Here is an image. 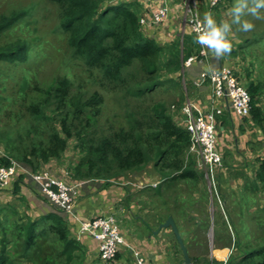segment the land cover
I'll use <instances>...</instances> for the list:
<instances>
[{
  "label": "rangeland",
  "instance_id": "1",
  "mask_svg": "<svg viewBox=\"0 0 264 264\" xmlns=\"http://www.w3.org/2000/svg\"><path fill=\"white\" fill-rule=\"evenodd\" d=\"M131 1L142 3V0ZM200 1L199 12L201 9L205 12L208 1ZM232 4L233 1L230 3L229 0H221L213 8L212 12L218 21L231 20L228 9ZM21 12L24 14L0 33V47L17 41H22L27 46L26 56L22 60L11 62L0 60V154L13 156L12 158L17 160V153L29 151L35 143L48 142L54 126L55 115L52 107L46 108L45 114L48 118L33 115L30 107L43 100V92L56 79L62 77L71 80L73 92H84L87 95L98 92L103 96L104 102L98 119L99 131L116 128L124 123L127 112L138 113V110L143 111L146 107L150 110L160 101L167 106L168 112L175 120L179 122L183 120L182 105L187 99L191 100L192 90L187 81V84L183 85L187 75L185 70L181 83L182 92L175 87L165 85L164 88L157 87L148 101L141 102L134 96L126 94L113 82L104 79L98 70L89 69L82 60L75 57L68 45V35L59 27V10L54 2L0 0V16H11ZM261 12L264 13V9H261ZM243 18L251 20L255 27L248 32H242L233 25L230 39L236 55L226 57L225 54L223 59L225 58L226 64L236 69L245 87L250 81L261 87L259 101L264 110V18L257 19L251 14ZM144 35L156 38L149 34ZM178 36H181V33L177 34ZM182 100V104L176 105ZM240 122L238 130L243 138L247 139L245 147L252 154L236 156L235 154H240L242 150L239 151L238 143L231 139L229 142L231 147L222 158V166L218 168L219 177L217 175L214 183L207 176V170L199 157L189 151L187 156H191L195 161L197 176L177 179L170 185L165 182L160 186L159 183L160 187L154 189L155 194L153 193L152 198L147 192L152 189L145 187L162 178L153 162L114 180L119 183L115 184L117 186L125 185L133 188L131 203L144 201L148 196L151 198V201L141 203L148 212L143 208L137 211L134 206L129 217L136 218L137 214H141L156 232L158 220L164 218L166 214H171L177 219V227L191 261H194L193 264H201L204 260L217 261L211 264H227L231 257L238 256L242 251L264 244V190L255 179L257 158L264 156V133L248 118L240 119ZM247 131L250 133L246 134ZM223 136L222 134L218 138L219 146L223 145ZM75 143L74 139H69L68 148L58 160L66 166V169L68 168V171L81 156L79 149L75 148ZM43 169L48 168L45 166ZM89 183L96 184L102 181L91 180ZM139 190L143 193H138ZM122 210L127 215L130 212L129 207ZM131 217L130 223L124 220L119 226L126 232L133 229L134 235L138 232L142 234L147 232L146 236L149 237L155 235V231L149 230L148 223L139 220L138 225L135 226ZM5 227L0 222V236L5 231ZM50 235L39 239L37 243L42 245V254L44 251L53 253L54 264H101L99 256L87 255V250L78 241L76 242L81 248L75 251L70 263L67 262V255L57 257L63 246ZM155 236L156 248L162 258L160 264H187L171 228L161 229ZM227 244L229 246L224 247ZM1 246L0 241V251ZM7 250L11 259L9 264H33L30 257H23L22 239L16 244H8ZM30 255H33V251ZM119 258L120 256L107 263H116Z\"/></svg>",
  "mask_w": 264,
  "mask_h": 264
},
{
  "label": "trees",
  "instance_id": "2",
  "mask_svg": "<svg viewBox=\"0 0 264 264\" xmlns=\"http://www.w3.org/2000/svg\"><path fill=\"white\" fill-rule=\"evenodd\" d=\"M51 1L58 6L59 27L68 35L69 47L89 69L98 70L104 79L141 102L148 101L157 87L164 88L165 85L182 92L184 61L200 50L199 44L193 41V33L163 44L144 35L140 25L142 6L137 1ZM232 1L229 0L230 3ZM23 14L0 16V33ZM26 49L22 41L0 47V60H22ZM235 55L232 49L226 57ZM234 71L239 78L236 69ZM246 88L251 95V115L246 118L264 133V110L259 101L261 87L250 81ZM43 94V100L32 104L30 110L33 115L48 118L46 108L52 107L55 117L49 140L46 144L35 143L29 151L16 154L17 160L32 170L38 171L45 166L48 168L50 162H59L68 148L69 139H74L75 148L79 149L81 156L69 172L74 180L80 182L96 180L111 185L116 178L139 170L150 162L160 172L161 186L165 182L170 185L177 179L197 176L195 161L187 156L191 145L190 133L184 124L174 119L161 101L150 110L146 107L138 113L127 112L124 123L108 131H99L98 119L104 102L100 93L87 95L73 92L71 80L62 77L56 79ZM182 102L178 101L176 105ZM12 157L2 154L0 166L10 164ZM255 179L264 190V156L257 158ZM169 216L171 214L159 219L158 225ZM41 223V229L37 231L39 220H28L25 225L18 226L16 234L11 235L6 226L0 236V264H9L11 259L7 246L21 239L24 258L30 257L33 264H54L53 253L44 251L42 254V245L37 243L50 234L63 246L57 257L67 255V262L70 263L75 251L81 247L70 236L67 219L56 211L44 216ZM32 251L33 255H30ZM213 262L217 263L215 260H204L201 264ZM227 264H264V244L242 251L238 256L231 257Z\"/></svg>",
  "mask_w": 264,
  "mask_h": 264
},
{
  "label": "crops",
  "instance_id": "3",
  "mask_svg": "<svg viewBox=\"0 0 264 264\" xmlns=\"http://www.w3.org/2000/svg\"><path fill=\"white\" fill-rule=\"evenodd\" d=\"M167 1L172 4V11L167 23L161 26H142L144 34H149L152 37L155 36L157 38L155 39L162 44L170 42L172 39L177 37V34L179 33H181V38H183L186 33H192L189 27L187 25L185 26V24L181 21L182 11L178 8V4H180L181 0ZM163 2L164 0H142V3L140 2L143 6L141 17H146L147 19H149L154 9L160 6ZM202 12L203 11L201 9V13ZM212 57V55L209 56L207 61L205 62H196L189 68L183 67V71L185 70L187 74L186 78L184 79L185 81H183V85H186L187 83L190 85V89H192L190 93L191 100L194 101L203 111H208L212 107L214 101L210 84L207 82L200 83L201 73L203 71L217 69L222 65L229 66V64H226V62L224 61L225 58L223 59L222 57L219 59H215L214 57ZM217 102L216 105H223L225 107L224 112L217 117V139L219 138V136H222V134L224 135L222 139L223 145L219 146L217 141V148L223 154V158L224 154L229 152L228 150L231 147V144L229 142L231 141V139L234 140V142L236 141L238 143V146L240 148L239 151L242 150L240 154L236 153V156L239 157L241 154L244 156H251V151L245 147V144H247V139L243 138L244 136L240 134L241 132H239L238 130V127H240L241 124L240 119L243 118L234 114L232 110H230V108H228V106L226 105L225 100H218ZM181 123L184 124L183 120L181 121ZM218 128L220 131L218 130ZM245 133L248 134L250 132L247 131ZM1 155L2 153L0 154V156ZM47 166L48 170H50L53 175L63 178L68 184L77 185L78 183H81L80 181L74 180L70 172L68 170H65L64 166H61L59 162L53 161L48 163ZM112 182L113 184L111 185L106 184L103 181L102 183L96 184L87 182L86 184L80 186L76 202L77 208L75 209V215L73 216L59 211L46 199L45 196H43L38 187L27 181L23 175L18 174V176L11 182L8 187L0 188V222H2L3 225L8 226V233L11 235V233L16 234L17 229H19L18 226L25 225L28 220H39L37 230L39 231L42 224L41 219L48 213H55L57 211L60 215L67 219V227L70 231V236H73V238H75L84 246L83 248L87 250L86 254L90 256L98 255L97 242L91 236L85 234L79 237L80 239L78 240V220L92 218L97 215L114 214L117 218L118 225L119 223H123L124 220H127L128 223H130L131 216L129 217V215L131 214V208H133L134 206L137 208V211L143 208L148 212L144 204L141 203L151 201L150 199L154 197L153 193L155 194L154 189L157 190V188L161 186L162 179H157L154 182L146 185L145 188L152 189V191H149L147 189V192L150 194L151 198H149L148 196L147 199H144V201H137L133 203H131V194L133 192L131 190H133V188L127 186L125 187V185L117 186L115 184L119 183L114 180ZM159 183L160 186L158 185ZM141 189H144V187H141ZM140 192L141 194L143 193L139 190L138 193ZM142 197L144 196H141V198ZM128 207L130 208V212L127 215V213H124L122 208L128 209ZM131 219L134 222L135 226L138 225L139 220L148 223V221L141 217V214H137L136 218L131 217ZM174 220L177 224V219L174 218ZM161 224L157 225V232L161 231V229H166H159V226ZM148 227H150L149 230L151 232L155 231L152 229L151 225L149 226V223ZM119 228L121 233L125 237L126 244L121 247L120 252L118 253L120 258L116 261V263L114 262L110 264H135L131 248L136 249L144 254L146 258L149 259V262L151 264H160L162 258L158 253L155 244V235L157 233L156 231L155 235L149 237L146 236L147 232H144L143 234L141 232H138L139 235L135 232L136 235H134V233L132 232L133 229H129V232H126L124 228L122 229L120 226ZM98 258L100 259V257ZM101 264L109 263L104 261L102 262L101 260Z\"/></svg>",
  "mask_w": 264,
  "mask_h": 264
},
{
  "label": "built area",
  "instance_id": "4",
  "mask_svg": "<svg viewBox=\"0 0 264 264\" xmlns=\"http://www.w3.org/2000/svg\"><path fill=\"white\" fill-rule=\"evenodd\" d=\"M221 0H208L207 11H212ZM200 0H181L178 4L182 11L181 21L191 28V18L203 19L199 12ZM169 1L161 3L151 14V17H140L141 27L161 26L167 23L172 11ZM201 11V10H200ZM199 53L190 56L184 61V68L191 67L196 62L207 61L210 53L202 51L199 45ZM209 82L213 101L208 111H203L194 101L187 99L182 106L184 115L183 123L191 136L189 152L196 154L206 168L207 176L213 183L218 175V168L222 166V154L217 148V117L224 112L223 105H216L218 100H225L232 112L242 118L251 115V95L248 89L241 83L234 69L228 65H222L217 69L203 71L201 82ZM218 103V102H217ZM23 175L27 181L39 188L46 199L63 213L75 215L77 208V196L79 187L90 181L68 184L63 178L53 175L50 170H32L17 160L11 159L10 164L0 166V188L8 187L18 176ZM89 235L97 242L98 255L104 262L115 259L123 245L125 237L121 233L117 218L114 214L97 215L92 218L78 220V240L82 235ZM132 249L135 264H151L144 254Z\"/></svg>",
  "mask_w": 264,
  "mask_h": 264
},
{
  "label": "clouds",
  "instance_id": "5",
  "mask_svg": "<svg viewBox=\"0 0 264 264\" xmlns=\"http://www.w3.org/2000/svg\"><path fill=\"white\" fill-rule=\"evenodd\" d=\"M264 0H233L228 9L231 20L218 21L212 11H205L203 19L192 17L191 28L195 33L193 41L201 46V50H207L212 56L222 58L232 50L230 36L233 34V25L238 31L248 32L255 27L249 19H244L247 14L257 19L264 18Z\"/></svg>",
  "mask_w": 264,
  "mask_h": 264
},
{
  "label": "water",
  "instance_id": "6",
  "mask_svg": "<svg viewBox=\"0 0 264 264\" xmlns=\"http://www.w3.org/2000/svg\"><path fill=\"white\" fill-rule=\"evenodd\" d=\"M161 228H171L172 229V231H173V233H174V235H175V237H176V239H177V241L181 247V250L183 252L185 263L190 264L191 258L189 256L188 249L184 243L183 238L180 235L179 229L177 227V224H176L174 218L172 216H169L166 219V221L159 226V229H161Z\"/></svg>",
  "mask_w": 264,
  "mask_h": 264
},
{
  "label": "bare ground",
  "instance_id": "7",
  "mask_svg": "<svg viewBox=\"0 0 264 264\" xmlns=\"http://www.w3.org/2000/svg\"><path fill=\"white\" fill-rule=\"evenodd\" d=\"M228 8V7H227ZM258 43V42H257ZM170 44V43H169ZM170 49V48H169ZM260 79V78H259ZM220 127V126H219ZM219 130V129H218ZM225 157V156H224ZM103 262V261H102Z\"/></svg>",
  "mask_w": 264,
  "mask_h": 264
}]
</instances>
